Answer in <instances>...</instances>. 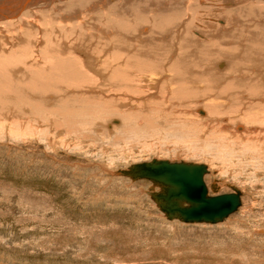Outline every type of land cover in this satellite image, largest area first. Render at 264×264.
Listing matches in <instances>:
<instances>
[{"label": "rangeland", "instance_id": "rangeland-1", "mask_svg": "<svg viewBox=\"0 0 264 264\" xmlns=\"http://www.w3.org/2000/svg\"><path fill=\"white\" fill-rule=\"evenodd\" d=\"M110 1L116 10H120L126 0ZM127 1L128 6L135 4L133 0ZM231 1V8L244 3ZM213 2L193 0L191 6L197 11L192 14L196 15L192 24H195V29L197 27L196 31H204L199 28L203 21L214 20L213 23L227 25L226 16L219 15V9L225 6H218L216 0ZM263 2L253 0V5L249 4L251 11L242 15L244 20L241 17V21L245 22L241 23L254 25V31L264 32V27L255 25L258 18L264 17V14L261 17V12L264 13ZM138 3L137 0L134 5L137 10L148 4L146 1L137 6ZM48 7L39 12L38 21L28 24L31 25L30 31H36L32 35H26L21 30L12 35L9 27L1 22L0 52L8 54L14 47L26 44L15 43L13 37L17 41L26 38L30 41L27 42L29 54L25 51L15 55L24 58L28 64L34 63L38 56L33 49L43 48L47 43L54 45L60 39L56 35L62 34L64 29H75L76 26L80 30L75 19L65 21L67 18L63 13L67 14L66 7L70 6L61 7V11L64 9L62 14L51 11V5ZM252 7L261 12L256 13ZM101 10L95 12L91 21L96 23L90 28L93 36L110 29L101 25L106 21ZM137 10L130 17L134 16L133 21L139 23ZM186 14L185 20L191 16V13ZM263 22L264 18L261 24ZM110 23L113 24V21ZM87 30L88 27H85L83 38L77 41L81 49L88 52L87 48L91 50L98 41L100 46H97L102 49L106 38L103 35L94 36V39L89 34L85 36ZM51 34L55 37L54 41ZM36 35L41 38L38 37L37 43ZM263 38L250 42L254 53H251L248 68L254 64V69L258 67L262 71L258 73L260 75L264 74ZM64 40L71 43L70 39ZM236 43L241 45L239 42L232 44ZM242 43L245 46L248 42ZM225 45L222 44V47ZM81 49L76 51L78 55ZM102 53L105 52H101L99 57ZM106 57L107 54L102 59ZM136 63L127 65L133 72V77L129 76L133 81L126 80L123 72H106L105 77L100 78L103 71H86L93 79L78 81L87 83L80 87L81 90L74 88L80 90L81 95L74 98L69 94H59L50 98L47 94L33 91L42 103L36 106L25 104L23 97L26 94L18 89L8 86L0 88V264H264V132L251 142V146L237 145L236 142H240L236 139L237 133L242 131L246 135L245 129L251 128L240 119L242 122L239 123H244L245 127L238 132V111L232 113L231 119L230 116L215 119L209 116L211 119L209 125L206 122L207 126L205 123L177 126L176 123L171 124V118V122L167 119L160 123L156 117L150 120L154 126L142 125L144 119L137 117V111L141 110L139 103L145 95L149 92L154 94V91L147 87V81L142 80L143 74L137 71ZM30 65L26 64L27 71H30ZM56 76L59 82L63 79ZM55 79H47V86L49 83L50 87L54 86L51 88L60 87L62 91L64 88L56 85ZM72 80L78 79L74 77ZM130 83L133 84L132 89ZM120 85L123 88H115ZM47 86L40 88L48 90ZM89 98L96 100L90 106ZM9 99L18 101L10 103ZM66 100L71 102L68 104ZM196 103H199L198 100H190L188 104L195 108L198 106ZM13 105L17 106L16 109ZM231 106L237 108L234 104ZM200 107L207 110L206 106L200 105L194 109L195 115H199L197 109ZM147 111L150 112H141ZM166 121L170 125L164 128ZM204 127L208 132L205 133ZM231 131L237 135H232ZM153 158L206 163L209 173L205 175V181L210 193H228L237 187L242 193L241 206L238 211L215 224L168 220L149 194L153 186L149 180L133 181L119 172L134 163ZM213 184H217L216 191L210 188Z\"/></svg>", "mask_w": 264, "mask_h": 264}, {"label": "bare ground", "instance_id": "bare-ground-1", "mask_svg": "<svg viewBox=\"0 0 264 264\" xmlns=\"http://www.w3.org/2000/svg\"><path fill=\"white\" fill-rule=\"evenodd\" d=\"M133 1H135L136 4L137 0ZM146 1L148 4L144 5L143 7L141 6L143 4H139L145 3ZM191 1L193 2V0H138L139 3L137 6L140 5L141 7L137 10L134 6V3L128 6V1L126 0L124 6H121L120 10H116L115 6H113V3L110 0H0V23L2 22L4 23V26L9 27L8 30L12 35H14L18 30L23 32L25 31L26 35H32L33 33L35 34L36 31H30L29 28H31V25L29 26L28 24L38 21L37 18L40 16L39 12L50 5L52 6L51 11H57L56 13L60 11V14H62L64 11L63 8V11H61V7L64 5L70 6V8L68 7L69 9L66 7L68 11L67 14L63 13V16L67 18L65 21L72 22L75 19L78 21L75 22L76 25L81 27L79 31L76 26L75 29L77 30L72 29L73 27L64 29L62 34H58L59 36L56 35V38L60 37V39L57 38V41L60 40V42L55 41L54 45H48L47 43L43 48L37 50L33 49L34 51H32L34 53L36 52L38 57L36 58V62L29 64L24 58H17L18 56H16L15 53L19 52L23 54L22 52L27 51V42L30 43V41H27L26 38L21 41H17V39L13 37L12 40H14L15 43L26 44L18 45L16 48L12 47L13 49L9 51L8 54L0 52V88L3 86H8L12 89H18V91L26 94L24 95L25 97L21 95L24 98L25 104L28 106H36L39 105L41 101L35 97L38 95H35L36 93L34 94L33 91H37L38 93L41 92L43 95L47 94V96L49 95L50 98H53L54 96L56 97L59 94H64L65 96L69 94L71 97L75 98L77 97L76 95H81L80 87L83 88L87 85V83L78 81H85V79L90 81L93 79L89 73L86 74V71H92V73L93 71L95 73H100L103 71V74L100 73L101 77L97 75L100 78L105 77L106 72H123V76L126 75L127 80L132 79L129 78V76L133 75V72L128 69L127 65H133L137 62V71H140L143 74L142 80L147 81L149 85H147V87L154 91V94L149 92L147 95H145L139 103L141 110L137 111V117L140 116L141 119H144L142 125L144 124L145 126L147 124V126H154L150 123V120L152 118L155 119V117L160 121V123L163 122V120L165 121L171 118V124L176 123L177 126H187L189 123L190 125H195V123H205L206 125V122L207 125H209V120L211 119L210 117L215 119L216 117L218 118V116H223L224 118L230 116L229 119H231L233 115L232 113H236L238 111L237 114L239 117H236L237 114L235 116L238 120L237 123L235 122L237 124L236 127H238V132L245 127L244 123H239L241 120L246 122L247 126H250L251 128L245 129L246 135L242 131L239 133L236 132L238 134L236 139L237 141H240L236 143L237 145L248 146L251 144V142H254L259 137H261L264 132V74H258L262 73V71L257 67L258 65L256 66L257 68L254 69L253 63L251 68H248L250 66V58H252L251 53H254V50L251 49L250 42H255L257 39L264 37V32L261 30L254 31L252 29L254 25H245L246 23H241L244 20L242 15L244 13L248 14V12L251 11V5L249 4L253 5V0H237V2L239 1L238 3H244L238 7H235L234 4L235 8H231V5L233 4L231 0H216V4H218V6H225V8L222 7V9H218L221 11L219 15L223 14V16H226L227 25H223L222 23V25L220 23H213L214 20L203 21L204 23H200L199 28L206 31L205 33L204 31H202L203 33L196 31L197 27L195 29V24H192L193 20L196 18V15L192 14L195 13L197 9L191 6L193 5ZM210 1L211 3L213 1L215 2V0ZM90 3H92V5H90ZM151 3L153 5H150ZM60 4H63V6ZM104 6L110 7L106 9L103 8ZM96 7L101 8L99 9ZM47 9H49V7ZM100 10L104 12L105 15L103 17L106 19V21L104 20L101 25H104V27L110 29H107L108 32L103 31L97 35H94L95 38L98 35H103L106 38V41H103L104 44L101 47L102 49L97 46V44L99 45L100 43L98 41L91 50L87 48V52L86 49H81V46L77 43V41L83 38V30L85 27H88L89 30L86 31L85 36L89 34L94 39L93 31H90V28L96 23H92L91 21H93L95 12H99ZM136 10L137 20H139V23L133 21L134 16L133 18L130 17L132 14L136 13ZM252 10L256 11V13L261 12L259 9H255V7H252ZM186 13H191V16L187 20L184 19V15ZM263 14L264 13L261 12V17ZM211 15L213 16L212 13ZM205 16L207 15L205 14ZM68 17H72V19H69ZM241 17L243 19L242 21ZM140 19H142L144 22H142ZM262 19L258 18L257 23L254 22L259 28L261 26L264 27V22L261 24ZM60 20L62 21V19ZM44 21L46 22V20ZM111 21H113V24L110 23ZM220 22L222 21L220 20ZM87 24L90 25L88 26ZM25 33H23V36H25ZM38 37L39 36L37 35L35 36L36 43L38 41ZM50 37L52 41L55 40V37H53L52 34ZM64 39H70L71 43H68ZM63 42L65 43L62 44ZM235 42H239L241 45H237L238 43L232 44ZM242 42H248L250 44L246 43L244 46ZM36 43L35 46H37ZM222 44L226 45L222 47ZM80 49L82 52H80L78 55L76 51H80ZM103 51L107 54L105 59H102L106 56L105 53H102L101 57H99ZM257 58H259L258 55ZM150 60L153 62L151 61L149 64ZM29 61L31 62L32 59ZM226 61H228V66ZM26 64H31L28 66V70L30 71H27ZM28 72H30V75ZM56 75L63 77V79H61L59 82V80L55 79V77L57 78ZM74 77L78 80H72ZM47 79L49 81H51V79H55L57 82L54 83H57L56 85H61L64 89L61 91L60 87L51 88L53 85L50 87L49 83L47 86ZM105 80H107V78ZM133 80L134 79L130 81ZM45 85L49 91L47 89L40 88H43ZM138 85L135 84V86ZM122 86L123 85L116 86L115 88L120 89L123 88ZM131 86H133L132 83H130V87ZM74 88L80 90H74ZM132 88L133 87H131V89ZM49 92L52 93H50L51 96L48 94ZM190 100H194V102L198 100L199 103H196V105H204L206 106L207 110L204 107H200L197 109L199 115H195L193 111L198 106L195 108L190 107L188 104ZM8 101H10V103L11 101L16 103L18 100L9 99ZM94 101L96 100L89 98L88 105H92L93 103L91 102ZM69 102L71 101H67L66 103L69 104ZM33 103L36 104L32 105ZM231 104H234L237 106V108H234V106L232 108ZM92 107L93 106L90 108ZM10 108H12L11 105ZM87 109L88 107L85 110ZM144 110H149L150 112L147 111L142 113L141 111ZM80 115L84 116L83 113H80ZM87 115H89V113ZM203 117L207 119H204ZM223 120L225 121V119ZM170 122L168 123L166 121L164 128L168 127ZM204 131L206 133L207 128ZM224 132H226V130ZM231 132L233 135L234 131ZM219 138H221V136ZM222 146L224 145L222 144ZM213 186L214 187L212 188L210 186L212 190L216 189L217 184H213Z\"/></svg>", "mask_w": 264, "mask_h": 264}, {"label": "water", "instance_id": "water-1", "mask_svg": "<svg viewBox=\"0 0 264 264\" xmlns=\"http://www.w3.org/2000/svg\"><path fill=\"white\" fill-rule=\"evenodd\" d=\"M119 172L133 181L149 180L153 185L149 191L151 198L170 221L215 224L235 213L242 204L237 187L228 193H210L205 181L209 173L206 163L153 158Z\"/></svg>", "mask_w": 264, "mask_h": 264}]
</instances>
